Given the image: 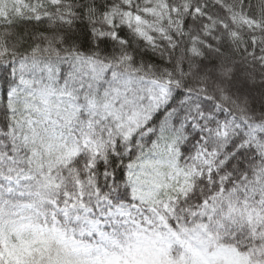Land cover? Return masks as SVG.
I'll list each match as a JSON object with an SVG mask.
<instances>
[{
    "label": "snow or ice",
    "instance_id": "snow-or-ice-1",
    "mask_svg": "<svg viewBox=\"0 0 264 264\" xmlns=\"http://www.w3.org/2000/svg\"><path fill=\"white\" fill-rule=\"evenodd\" d=\"M0 264H264V0H0Z\"/></svg>",
    "mask_w": 264,
    "mask_h": 264
}]
</instances>
